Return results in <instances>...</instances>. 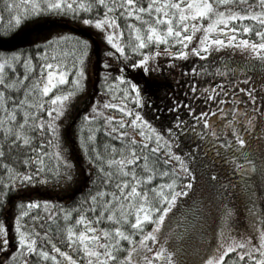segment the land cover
<instances>
[{
	"label": "snow or ice",
	"instance_id": "1",
	"mask_svg": "<svg viewBox=\"0 0 264 264\" xmlns=\"http://www.w3.org/2000/svg\"><path fill=\"white\" fill-rule=\"evenodd\" d=\"M20 3L24 5L22 10L15 0H8L10 24L19 26L30 17L47 14L69 17L99 30L110 45L105 52L106 69L111 67L108 60L119 61L115 68L118 75L106 73L111 82L105 81V94L119 95H111L103 106L97 101L91 106L94 112H86L82 118V139L87 131L84 150L90 153V164L102 175L104 187L70 210L57 211L51 201L45 200L43 216L31 211L41 207L39 200L20 203L11 225L0 220V252L7 256L6 260L0 259V264H157L166 252L168 239L162 229L168 225L183 230L199 226V234L207 238L209 214L217 223L211 232L213 244L202 264H264V209L257 207L255 186L247 179L258 167L264 170V159H248L254 146H246L245 139H251L255 132L264 138V111L256 88L240 86L248 83L247 73L252 68L264 70V0ZM121 17L126 21L123 27ZM246 20L252 23H244ZM247 34H254L255 39ZM126 35L127 40L123 39ZM73 39L81 51L71 65L66 59L56 60L52 50L55 42L67 40L64 35L44 41L34 53L0 51V205L6 204L14 188L24 184L69 180L74 166L63 153L60 133L61 117L74 92L62 93L57 86L68 82L69 73L73 74L74 88L81 86L89 49L88 40ZM160 56L170 57V66L175 59L200 58L199 68L190 69L189 100L204 103L197 111L191 103L174 101L169 111L178 112L183 107L187 116L177 115L169 125L157 127L145 118L141 108L133 109L129 104V100L137 105L146 101L142 99L141 86L128 78L125 68L139 65L145 71L155 70ZM210 68L215 72L209 74ZM200 73L208 79L201 76L197 86L195 77ZM117 81L127 87L117 88ZM257 87L264 93V85ZM54 89L57 92L48 97ZM97 131L108 138L102 147L96 144ZM185 134L189 140L199 141L192 144V151L181 146ZM208 150L229 166L239 187L221 179L214 184L213 197L207 205L199 200L186 204L195 181L190 164L197 155H207ZM150 153L161 154L164 168L149 166ZM158 177L159 182L153 183ZM211 178L217 180L215 171ZM238 194L251 201L250 228L244 232L234 226L233 202ZM73 213H79L74 224L67 223ZM60 215L66 222V248L60 243L59 231L53 238L47 227ZM148 224L150 229L146 228ZM75 226L78 229L74 230ZM13 240L15 243H10ZM167 255L172 264L173 253L168 251Z\"/></svg>",
	"mask_w": 264,
	"mask_h": 264
},
{
	"label": "trees",
	"instance_id": "2",
	"mask_svg": "<svg viewBox=\"0 0 264 264\" xmlns=\"http://www.w3.org/2000/svg\"><path fill=\"white\" fill-rule=\"evenodd\" d=\"M16 3L19 4L20 10L24 8V5L20 3V0H15ZM252 2V0H250ZM258 2V0H257ZM8 0H0V15L3 16V20L0 21V51H31L35 52L38 50V46L42 45L44 41L51 39V37L55 35H64L67 37L65 41H58L54 43L53 49L56 52V60H67L69 65L76 62V57L79 55L81 48L76 45V40L73 39L78 38L80 40H88L89 41V49H88V58L85 61L84 69L85 75L81 79V86L78 89H75L72 84L73 74L69 73V80L66 84L58 85L57 89L62 93H73L70 95L66 108H65V116L61 117L62 125H61V144L63 146V153H67L68 158L73 164V170L70 173V177L68 181H64L62 179H54L50 180L49 183L44 184L41 182H37L34 184H24L20 188H14L12 192L9 194L8 200L6 204L0 205V220L6 221L8 224H12L14 221L15 214L20 210L18 205L20 203H27L30 200H39L41 202V207L39 209H33L32 214L41 215L45 214V209L43 207V201L48 200L52 202V206H54L55 210L59 211V209H72L78 204H81L85 199L95 192L101 190L104 187L102 183V175L97 171L95 165L90 164L89 155L90 153L84 150V139L87 137L86 129L81 133L82 127V118L84 113H92L94 109L91 107L97 101L101 102V106H103V101L110 98L111 95H119L118 93H108L107 85L105 81L109 83L110 78L106 73H112L113 75H118L115 72L116 65L119 61H111L108 60V63L111 67H105L104 61L108 59L105 56V52L110 48V45H107L106 41L102 39L99 34V30L94 29L90 26L82 25L79 21L75 19H71L69 17H57L50 15H43L40 17H30L29 19L22 22L21 25L16 26L10 24L11 16L8 14L6 5ZM119 23L123 27L126 23L123 17L120 18ZM244 23H252L251 21H244ZM259 30V29H254ZM125 33L127 34V28H125ZM251 35L253 39H255L254 34ZM125 40L129 39L127 35L123 38ZM134 39V36L131 37ZM76 48L75 54H73V48ZM163 47V45H161ZM49 55L51 56V51ZM137 58H139L137 56ZM195 58L192 57L190 60L184 59H175V64H181L184 69H190L195 66ZM200 58H198V61ZM126 64L130 65V61L125 60ZM194 63V64H193ZM205 63H207V59L205 58ZM151 67V66H150ZM198 68V67H197ZM255 68V67H254ZM188 71V72H189ZM209 74L215 72V68H210ZM221 73L225 75V78L228 77V74L224 72V69L221 67ZM157 72L151 71L149 72ZM125 73L128 78L141 86V96L147 99H151L149 97L153 92V86L159 83H167L164 81L166 78L165 75L172 78L173 75L168 74L165 70L161 73H157L159 75V79L155 75H146L145 72L142 71L141 66H137L136 68H132L130 66L125 68ZM184 75L181 79L184 81L183 85L186 86V83L189 82V76L184 72ZM182 75V72H181ZM203 77L205 80L208 79V76L202 74L198 77H195L197 80V86L200 84V77ZM243 76V75H242ZM243 79V77H241ZM264 73L261 74L260 78L252 81L251 86L256 88L257 93H261L260 89L257 85H264ZM260 81V82H259ZM169 82V81H168ZM254 82V83H253ZM243 84V83H241ZM249 86V85H248ZM247 86V87H248ZM117 88L127 87L126 84H122L119 81L116 83ZM183 86L178 87V92L183 91ZM246 87V88H247ZM57 89L53 90V93H49L48 97L57 92ZM172 90H176L173 88L170 91H166L164 96L157 100L154 104V108L152 105L141 104L137 105L131 100H129V104L135 108H141L142 114H148L152 116L151 111L156 110V108H162L160 111V119L163 121L164 118L169 114V107L173 108V102L184 101L188 103L185 95H179V100L177 101L175 96H173ZM45 97V99H48ZM157 97V96H155ZM158 98V97H157ZM263 102V101H261ZM260 102V103H261ZM204 102L198 103L197 101H193L191 104L198 110H201ZM264 103V102H263ZM264 111V108L262 109ZM112 110H109L111 112ZM181 112V111H180ZM180 116H187V110L185 109ZM188 119H191L188 117ZM97 123L102 124V120H98ZM92 127L93 125H89ZM166 126V125H165ZM256 142H254V154L255 158L264 159V146L262 144L263 139L259 136V133L255 132L253 134ZM106 134L102 131H97L96 135V144L100 147L103 146L105 140H107ZM112 143H116V141H112ZM199 143L198 140H189L187 134L181 137V146L185 151H192V144ZM56 142H53V151L55 150ZM219 148V146H218ZM48 149H46L47 151ZM23 151V150H22ZM21 151V154H22ZM209 154H211L209 156ZM215 154L208 150L207 155H197L194 159V163H201L205 161H209V166H205L202 168L203 172L208 175L209 181L214 185L220 182V180L214 181L211 176L213 171L221 173V164L222 162H218V158L214 157ZM204 164H202L204 166ZM155 165L158 168H164L162 163V156L160 153H150L149 154V166ZM219 166V167H218ZM171 166H169L170 168ZM203 173V174H204ZM252 173V172H250ZM221 176L220 174L217 177ZM232 174H229L225 179H230ZM180 180L184 179L183 177L178 178ZM159 177L153 181V183H158ZM87 207L88 205H84ZM238 214L236 218V224L241 226L242 224V215L243 211L241 208H238L236 211ZM79 213H73L72 218L67 223L74 224L75 216ZM103 227L104 224L102 223ZM109 226H114L109 224ZM47 227L51 229L53 238H56V233L59 231V239L61 245L66 248V222H64L62 215L58 218L54 217L52 221L47 223ZM79 226H75L74 230L78 229ZM146 228L150 229L151 225H146ZM14 232V228L12 229ZM139 237L137 236V239ZM10 243L14 244L15 241H11ZM127 246V245H126ZM231 255V254H229ZM0 259H7L5 253L0 252ZM63 260V258L61 257Z\"/></svg>",
	"mask_w": 264,
	"mask_h": 264
},
{
	"label": "rangeland",
	"instance_id": "3",
	"mask_svg": "<svg viewBox=\"0 0 264 264\" xmlns=\"http://www.w3.org/2000/svg\"><path fill=\"white\" fill-rule=\"evenodd\" d=\"M194 58V57H193ZM170 59V57L160 56L156 61L155 64L158 65V67L155 70L145 71L144 67L141 66L142 71L145 72L146 75L152 72L149 75H155L157 79H159V75L157 73H161L163 70H165L168 74L173 75L172 78L165 75L164 81H167V83H159L153 86V92L155 94H152L151 99H147L148 97L142 99L146 101L145 105H152L154 108V104L157 102L158 99H160L162 96H164L165 92L168 90L170 91L173 88H176L177 91L172 90L173 96H175L176 100L178 101V96L181 94L182 96L185 95L187 98L188 103H192L193 101H197L198 103L203 102V100L199 99H192L189 100V97L192 95L190 92V89L188 87V82L186 83V86L183 85L184 81L181 79V77L184 75L185 72L184 67L181 64L176 63L175 61L170 66L167 63V60ZM192 59L190 57L188 60ZM198 58H195V67L199 68ZM153 62H150V66ZM193 63V64H194ZM188 70V69H187ZM210 70V69H209ZM182 72V75H181ZM204 73H200L202 75ZM187 75L191 76V71L187 73ZM199 75V76H200ZM169 81V82H168ZM183 86V91L178 92V87ZM157 96V97H155ZM142 104V105H143ZM141 105V104H140ZM261 110L264 108V103H260ZM136 109V108H135ZM162 108H156V110L151 111L152 116L148 114H144L145 118L148 119L151 123H153L155 126H165L169 125L170 121H174L177 115H180L185 108L181 107L178 112L171 111L162 121L160 119V114L162 113L160 110ZM172 109L169 107V110ZM199 111L198 109H196ZM181 111V112H180ZM263 111V110H262ZM190 118V117H189ZM257 133V132H256ZM263 139V146H264V138ZM211 154H209L210 156ZM264 156V155H263ZM216 157V156H214ZM254 154H251L248 156V159H254ZM209 161L201 162V163H194V161L191 162L190 168L194 174L195 181L193 189L190 190L189 196L186 198L184 203L191 204L194 200H199L203 204L207 205L209 200L213 197L214 193V185L209 181L208 175L205 174L202 170L205 166H209ZM218 162H220L218 160ZM255 162V160H254ZM204 164V166L202 165ZM219 167V166H218ZM221 173H218L217 175H221L217 177V180L225 179L227 176L229 177V166L221 164ZM204 173V174H203ZM217 173V172H216ZM209 175L211 176L210 172ZM247 179L250 181V184L255 186L254 190L256 192V203L257 207L264 209V170L257 169V172L249 173L247 176ZM228 180V179H227ZM234 184L239 187V180L237 177L232 176L230 179ZM251 205V201L246 198L243 194L236 195V198L233 202V207L235 208V227L238 228L240 231H248L250 228V213H249V207ZM238 208H241L243 211L242 215V224L239 226L236 224V218L238 217L236 211H238ZM208 224L206 226V232L208 233L207 238L204 236H201L199 234V226L194 229H188L183 230L178 227H173L172 225H168L167 228L162 229V232L164 235L168 237L167 243L165 244L166 252L164 253L163 258H158L157 264H170L169 257L167 255L168 251H171L173 253L171 257L172 264H202V259L209 253L210 247L213 244V240L211 238V232L213 224L217 223L215 221V218L209 214L207 217ZM167 224V221L165 222Z\"/></svg>",
	"mask_w": 264,
	"mask_h": 264
},
{
	"label": "flooded vegetation",
	"instance_id": "4",
	"mask_svg": "<svg viewBox=\"0 0 264 264\" xmlns=\"http://www.w3.org/2000/svg\"><path fill=\"white\" fill-rule=\"evenodd\" d=\"M264 73V70H262L259 66L255 67V68H252L248 73L247 75L250 77V79L248 80V83L245 84H241L240 86L242 88H246L248 85H251L252 84V81H255L257 79L260 78L261 74L263 75ZM243 77V76H242ZM264 81V79H263ZM260 82V81H259ZM254 83V82H253ZM264 83V82H263ZM258 97H261V99L258 101L259 105H260V102L263 101L264 102V93H257ZM245 139H246V146H248L249 144L251 145H254V142H256L255 140V137L253 136L251 139H249L247 136H245ZM221 147V146H219ZM219 160V159H218Z\"/></svg>",
	"mask_w": 264,
	"mask_h": 264
}]
</instances>
